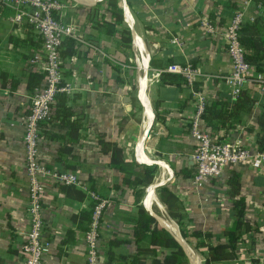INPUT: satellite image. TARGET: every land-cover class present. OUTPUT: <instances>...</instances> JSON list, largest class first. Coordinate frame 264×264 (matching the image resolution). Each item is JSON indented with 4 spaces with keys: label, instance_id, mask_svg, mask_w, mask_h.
<instances>
[{
    "label": "crops",
    "instance_id": "0c3cea01",
    "mask_svg": "<svg viewBox=\"0 0 264 264\" xmlns=\"http://www.w3.org/2000/svg\"><path fill=\"white\" fill-rule=\"evenodd\" d=\"M105 1L84 4L62 0L60 18L76 40L77 49L71 59L64 60L63 82L68 89L64 93L69 97L68 105L84 114V127L64 162H57V157L67 128L56 121L47 126L54 139L46 137L45 130H41L39 151L45 167L75 173L83 182V187L77 188L85 193L94 191L108 202L102 222L101 264H106L107 245L115 236L129 242L115 249L117 255L130 261L136 253L128 218L136 215L137 200L132 188L124 183L127 178L124 170L143 174L144 166L155 167L156 175L140 205L173 235L190 264H204L208 252L206 248H196L195 238L184 239L181 230L190 236L195 231L210 235L207 245L226 244L225 234L236 223L228 181L233 172L240 174L246 219L253 230L243 231L235 260L216 264H252L253 260L264 264V162L258 169L251 161L228 168L223 179L199 189L191 185L197 147L191 134L192 121L202 105L216 103L223 96L231 104L236 101L225 80L232 71L225 33L240 14L242 25L259 20L264 34V0H122V4L118 3L123 25L116 24ZM233 4L237 5L236 9ZM10 14L5 12L0 20V264H21L29 227L22 118L30 114L35 92L27 87L29 74L43 73L42 45L28 30L9 22ZM100 23L116 24L115 32L98 27ZM124 26L131 34L129 45L123 40ZM129 62H135L137 69ZM171 65L199 69L203 75L197 82L200 89L163 84L162 74ZM258 75L262 79H254ZM142 77L147 81L145 93L153 114L151 126L149 110L140 98ZM13 81H17L14 87ZM246 90L258 102L250 112L242 113L244 125L228 133L209 130L220 142L243 146L253 156L264 155V149L257 143L264 105V72L254 67L253 81ZM205 126L203 123L202 127ZM143 137V155L152 164L138 161V145ZM107 143L123 150L121 159L115 160L111 151H104L103 145ZM185 173L189 178L184 177ZM45 183V234L52 242L45 264H88L85 244L88 225L75 217L91 208L90 197L86 193L84 200H77L62 190L63 185L50 180ZM161 187H168L177 197L176 209L181 212V221L162 214L161 207L168 208L156 196V189ZM155 207H159L161 214L155 212Z\"/></svg>",
    "mask_w": 264,
    "mask_h": 264
},
{
    "label": "built area",
    "instance_id": "2783aa9c",
    "mask_svg": "<svg viewBox=\"0 0 264 264\" xmlns=\"http://www.w3.org/2000/svg\"><path fill=\"white\" fill-rule=\"evenodd\" d=\"M63 8L62 0H0V20L5 17V12H10L9 22L16 27L25 28L41 42V67L46 75L44 86L36 89L33 94L30 114L22 118L25 128L29 227L22 246L21 264H45V258L51 251L52 242L45 234L43 216V195L47 188L45 180L61 185L83 187V182L75 173L50 170L40 161L39 125L50 119L55 96L68 91L67 87H59L63 81L62 41L66 36L71 37V31L60 18ZM241 26V15L238 14L225 33L227 52L232 65L231 74L225 77V80L235 100L253 81L254 69L245 61L247 50L239 41ZM167 71L181 75L188 87H193L203 79L199 69L191 65H171ZM254 79L260 80L262 76L258 75ZM204 108L205 105L200 107L191 125V134L197 142L193 154L195 173L191 185L199 189L215 180H221L228 168L242 165L247 161H251L255 169L260 168L264 162V155L253 156L250 150L243 146L220 142L209 128L202 127L201 115ZM86 193L93 203L92 220L85 232L86 259L88 264H101L102 222L108 202L94 191Z\"/></svg>",
    "mask_w": 264,
    "mask_h": 264
},
{
    "label": "trees",
    "instance_id": "16d2710c",
    "mask_svg": "<svg viewBox=\"0 0 264 264\" xmlns=\"http://www.w3.org/2000/svg\"><path fill=\"white\" fill-rule=\"evenodd\" d=\"M111 12L115 18L117 25H123V12L119 7L117 0H109ZM233 8H237L236 4L232 5ZM116 24L100 23L97 26L107 27L109 31L113 33L116 30ZM259 20L253 23H245L240 28L239 41L246 48L247 53L245 55V61L255 67L259 72H264V34L259 27ZM125 27V26H124ZM123 40L126 44H131L132 38L129 30L125 27L122 31ZM77 53L76 40L72 37H64L62 41L61 56L63 60L71 59ZM65 63H63L64 70ZM64 73V72H63ZM6 77V74L5 76ZM6 79V78H5ZM45 73L32 72L28 78V89L34 92L36 89H41L45 84ZM162 83L175 86L188 87L183 77L174 73H163ZM17 84V81H13V87ZM66 85L62 81L60 88H64ZM201 84H194L195 90L200 89ZM135 88V87H134ZM257 99L254 98L250 91L244 90L241 92L238 99L231 104L228 97L223 96L216 103H207L204 111L201 115L202 122L207 128H210L213 132L225 131L228 133L231 130L237 129L239 126H243L242 113H248L257 103ZM69 97L66 93H58L55 96V104L51 106V117L48 121L40 123V129H44L46 137L54 139V135L47 131V126L52 121L58 122L64 128H67V134L63 137L64 145L59 149V155L57 162H64V157L73 152V143L78 142L83 130V113L76 112L71 106L68 105ZM262 112L259 117V126L261 131L258 134L257 143L260 149H264V105H262ZM29 114V113H28ZM105 152L111 151L113 158L119 160L122 158L123 150L118 145H110L109 143L103 145ZM124 164V163H122ZM124 170V169H123ZM127 174V178L124 183L133 190L139 187H149L153 184L156 168L152 166H144V174H136L133 170H124ZM187 175V176H185ZM184 177L189 178V175L185 173ZM192 176H190L191 178ZM228 194L234 200V214L236 218L235 227L232 230L226 232L228 242L226 244H206V240L210 238V235H205L202 232L195 231L191 236L186 234L183 230L182 236L184 239L189 240L193 237L197 240L196 248L207 249V255L205 256L204 264H216L223 261L235 260L237 257L236 250L243 241V231L251 232L253 230L251 224L246 219V202L241 197L242 191V178L237 172H233L228 181ZM62 190L67 193L71 198L77 200H84L87 195L81 189L73 185H63ZM141 192V191H139ZM139 192L137 194H139ZM142 197V196H141ZM159 197L163 204H165L169 210V215L175 220L181 221V212L176 209L178 203L177 197L168 187H161L159 189ZM137 212L135 216L128 218L130 226L133 230V237L136 243V253L129 261V258L122 255H117L115 249L129 244L128 241L123 240L115 236L108 242L106 255V264H190L189 258L185 251L173 237V235L163 228L156 218H154L148 211L140 205V202H135ZM93 206L88 211L81 213L79 217L80 222L89 225L92 220ZM252 264H258L257 260H253Z\"/></svg>",
    "mask_w": 264,
    "mask_h": 264
},
{
    "label": "bare ground",
    "instance_id": "6f19581e",
    "mask_svg": "<svg viewBox=\"0 0 264 264\" xmlns=\"http://www.w3.org/2000/svg\"><path fill=\"white\" fill-rule=\"evenodd\" d=\"M81 2V3H84V4H86V3H95V2H97L98 0H78V2ZM90 5V4H89ZM135 37H137V36H135ZM137 41V40H136ZM137 46L138 47H141V49L143 48L142 47V44L139 42V41H137ZM145 65L147 66V59L145 58ZM141 80V84H140V98H141V101H142V103L148 108V110H149V126H151V124H152V120H153V114H152V110H151V106H150V103H149V100H148V98H147V96H146V93H145V91H146V83H147V81H146V79L145 78H140ZM145 137V136H144ZM142 138V140L140 141V143H139V145H138V161L139 162H141V163H151L152 164V161L150 160V159H148L146 156H144L143 155V141H144V139L145 138ZM162 167V166H161ZM164 174V173H163ZM152 193H153V191H152ZM149 196V195H148ZM149 202V201H148ZM147 207V206H146ZM159 208V207H158ZM156 215V214H155ZM161 222V221H160ZM168 227H170L169 225H168ZM180 240V239H179ZM183 240V239H182ZM186 247V246H185ZM186 250V249H185ZM191 254V253H190Z\"/></svg>",
    "mask_w": 264,
    "mask_h": 264
},
{
    "label": "rangeland",
    "instance_id": "374dc122",
    "mask_svg": "<svg viewBox=\"0 0 264 264\" xmlns=\"http://www.w3.org/2000/svg\"><path fill=\"white\" fill-rule=\"evenodd\" d=\"M119 3H121L122 4V0H117ZM105 2H107V3H109L110 1H108V0H106ZM129 65H131L132 67H135V69H137V67H136V65H135V62H132V63H130L129 62ZM136 112H137V115H140V111H139V109L137 108V110H136ZM140 171H142V170H140ZM136 173V172H135ZM136 174H138V173H136ZM144 174V173H143ZM140 175V174H139ZM142 175V174H141ZM148 187H139L138 189H136V190H133V196H134V200L136 201H141V200H143V198H144V196L146 195V189H147ZM159 189L160 188H157L156 189V196H157V198L160 200V197H159ZM139 191H141V192H139ZM139 192V194H137ZM142 196V197H141ZM161 201V200H160ZM162 209V214L163 215H165L166 216V214H169L168 213V209H166V207H161ZM155 212H157L158 214H161L160 213V211L158 210V208L157 207H155ZM177 222V221H176Z\"/></svg>",
    "mask_w": 264,
    "mask_h": 264
}]
</instances>
